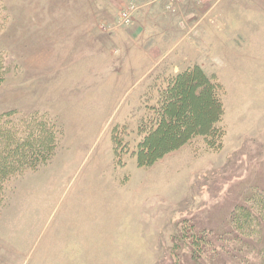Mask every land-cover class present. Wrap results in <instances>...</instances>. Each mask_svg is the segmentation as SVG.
I'll use <instances>...</instances> for the list:
<instances>
[{"label": "rangeland", "instance_id": "obj_1", "mask_svg": "<svg viewBox=\"0 0 264 264\" xmlns=\"http://www.w3.org/2000/svg\"><path fill=\"white\" fill-rule=\"evenodd\" d=\"M183 5L0 0V118L44 123L55 143L50 161L6 187L0 264H159L178 258L168 253L178 222L220 236L246 195L264 194V0H223L200 26L170 23ZM195 66L220 85L223 149L196 138L139 168V121ZM188 252L182 264H195Z\"/></svg>", "mask_w": 264, "mask_h": 264}, {"label": "trees", "instance_id": "obj_2", "mask_svg": "<svg viewBox=\"0 0 264 264\" xmlns=\"http://www.w3.org/2000/svg\"><path fill=\"white\" fill-rule=\"evenodd\" d=\"M224 114L219 83L200 66L175 75L138 123L140 140L132 153L137 166L150 168L196 138H202L209 150L221 151L226 136L221 125ZM15 123L0 118V215L8 183L50 161L55 149L53 133L44 123L29 129ZM121 144L119 141L115 146ZM246 196L231 214L233 228L220 236L213 228H205L202 221L178 222L168 250L169 256L178 258H164L159 264H182L184 250L195 264H240L236 255L252 253L264 264V194Z\"/></svg>", "mask_w": 264, "mask_h": 264}, {"label": "crops", "instance_id": "obj_3", "mask_svg": "<svg viewBox=\"0 0 264 264\" xmlns=\"http://www.w3.org/2000/svg\"><path fill=\"white\" fill-rule=\"evenodd\" d=\"M222 1L223 0H184V5L181 7V9L184 11L185 16L184 17L174 16L171 19L169 18V21H170V23H177V22H182V20L185 19V23H189L187 25L197 24L200 26V24H204L206 22V20H208L210 17H212L213 14L217 13L218 9L221 8L220 6H221ZM251 1H254L255 3L258 2V0H251ZM186 15H188V16H186ZM141 18L144 21V23H147L146 19L143 16H141ZM216 21H217V23H219L220 19H218L216 17ZM190 23H192V24H190ZM208 28H209V26H203L202 27V29H208ZM202 29L200 32L201 36L203 33ZM195 30H196V28L186 29L184 31V35L186 37L184 38V40L182 42H185L187 40V38L191 36L190 34ZM142 39L145 40L144 37H142V35H141V36L136 38V41L140 42ZM149 51H151V50H149ZM142 53H144V51ZM159 66H160V63L152 65L151 67H149L148 71L155 70ZM174 67L176 68V66H174ZM200 67L202 69H204L203 66H200ZM141 77L138 78V80L144 83V81H143L144 78H141Z\"/></svg>", "mask_w": 264, "mask_h": 264}, {"label": "built area", "instance_id": "obj_4", "mask_svg": "<svg viewBox=\"0 0 264 264\" xmlns=\"http://www.w3.org/2000/svg\"><path fill=\"white\" fill-rule=\"evenodd\" d=\"M178 1H183V0H172V2H178ZM123 19H124L126 24H129L131 22V19H130L128 14L123 15Z\"/></svg>", "mask_w": 264, "mask_h": 264}]
</instances>
